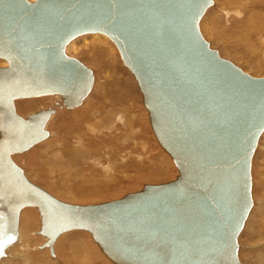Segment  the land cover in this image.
Instances as JSON below:
<instances>
[{
    "label": "water",
    "instance_id": "1",
    "mask_svg": "<svg viewBox=\"0 0 264 264\" xmlns=\"http://www.w3.org/2000/svg\"><path fill=\"white\" fill-rule=\"evenodd\" d=\"M213 0H0V259L19 215L36 208L41 249L87 232L112 264H242L238 237L253 207L251 161L264 133V76L212 49L200 21ZM100 34L131 74L174 179L103 203L59 200L13 161L46 140L56 107L91 92L93 71L66 54ZM57 95L25 117L15 100ZM47 214V215H46Z\"/></svg>",
    "mask_w": 264,
    "mask_h": 264
},
{
    "label": "rangeland",
    "instance_id": "2",
    "mask_svg": "<svg viewBox=\"0 0 264 264\" xmlns=\"http://www.w3.org/2000/svg\"><path fill=\"white\" fill-rule=\"evenodd\" d=\"M235 1L213 0V5L200 21L201 34L222 58L254 77H262L264 41L254 34V38L244 36L240 29L244 23L239 20L243 15L234 13L236 10L241 12L250 0ZM91 36L75 38L73 47L67 51V55L93 71V88L85 103L72 110L56 107L47 125L48 138L27 152L13 155V161L31 182L61 201L78 205L118 199L144 185L172 180L176 175L174 165L154 140L133 77L122 65L114 45L103 35L99 40L102 43ZM50 96L17 99L15 109L25 117L53 107L55 101ZM27 103L33 105L31 109L20 110V106ZM79 139L87 145L80 146L81 150L85 149L90 156L82 161L79 158L81 165H75L68 162L69 156L60 151L76 149L81 143ZM92 141L98 153L93 147V150L88 149ZM154 170L158 172L155 174ZM251 178L253 208L238 237V258L242 264H264V236H261L259 226L264 222V212H261L264 211V133L251 161ZM28 211L33 212L34 219L30 223L32 251L30 248L26 251L27 263L24 256L18 255L21 250L16 243L0 264H112L85 231L62 234L55 241L54 256H51L48 248L46 251L40 248L43 237L37 234L39 215L36 208L21 211L20 227H26Z\"/></svg>",
    "mask_w": 264,
    "mask_h": 264
},
{
    "label": "bare ground",
    "instance_id": "3",
    "mask_svg": "<svg viewBox=\"0 0 264 264\" xmlns=\"http://www.w3.org/2000/svg\"><path fill=\"white\" fill-rule=\"evenodd\" d=\"M233 1H235V0H233ZM236 2V1H235ZM214 3V2H213ZM246 3V2H245ZM232 4V2L229 4L228 3V5H231ZM235 5V4H234ZM244 5V4H243ZM234 8V7H233ZM235 10V8L233 9V11ZM231 10H229L228 12H230ZM264 0H250V3L246 6V7H243L242 8V10H241V12H239V10H236V11H234V13L236 14V15H239V14H242L243 15V17L242 18H240L239 20H241L243 23H244V26L243 25H240L241 26V30H242V34L244 35V36H250V37H252V38H254L253 36H252V34H254L255 36H258V37H260V38H262L263 40L262 41H264V37H263V34H264ZM224 12V11H223ZM230 13H232V12H230ZM227 14V13H226ZM241 17V16H240ZM244 18V20H242ZM199 27H200V24H199ZM90 35H92L91 37H93L94 39H96V40H98L97 42L99 43V42H101V41H99L100 40V35L99 34H90ZM97 35H99V36H97ZM104 37V36H103ZM205 39V38H204ZM96 42V43H97ZM86 43V42H85ZM102 43V42H101ZM210 44V43H209ZM262 46H263V52H262V55H263V60H264V42H262ZM73 47V40L67 45V47H66V50H65V52H66V54H67V51L68 50H70L71 48ZM210 47H211V45H210ZM212 49H214L213 47H211ZM74 49H75V47H74ZM116 49V48H115ZM216 50V49H215ZM117 51V50H116ZM219 53V52H218ZM253 53H256L255 51L253 52ZM219 55H220V53H219ZM259 55H261V53L259 54ZM221 56V55H220ZM232 62V61H231ZM260 63V62H259ZM262 65H264V64H262ZM0 66H2V67H4V66H6V63L4 62V61H2V62H0ZM258 67L259 66H261V65H257ZM93 83H94V81H93ZM92 88H93V86H92ZM92 90V89H91ZM50 97H52V99L55 101L53 104H55L56 103V101L57 100H59V98H58V96L57 95H51ZM87 99V98H86ZM86 99L83 101V103L82 104H84L85 103V101H86ZM52 101V100H51ZM43 102V101H42ZM52 104V103H51ZM33 105L32 104H29V103H27V104H25V105H23V106H20V110H24V109H27V110H29V109H31V107H32ZM58 108V107H57ZM29 114H31V113H29ZM24 117V116H23ZM52 118V117H51ZM50 118V119H51ZM49 119V120H50ZM49 122V121H48ZM47 125H48V123H47ZM47 125H46V130H47ZM91 125V124H90ZM92 130V129H91ZM106 130V129H105ZM92 134V133H91ZM101 136H103V135H101ZM79 141L81 142V143H78L79 145H78V147L76 148V149H71V150H69V151H66V148L65 149H63V150H61L60 151V153L62 154V155H67V156H69L68 157V162H71V163H73L74 162V164L75 165H81V163L82 162H80L79 160V158H81V161L82 160H86V158L88 157V155H87V151H85V149H83V150H81V148H80V146H82V145H84V146H87V145H85L82 141V139H79ZM91 141V140H90ZM90 141H89V143H90ZM94 141H92V146H90V147H88V149L90 150L91 149V147H93V146H95L94 144L95 143H93ZM122 147V146H121ZM94 148V147H93ZM93 148L91 149V150H93ZM95 150H93V151H96L97 149L96 148H94ZM88 150V151H89ZM92 151V152H93ZM126 151V150H125ZM85 152H87V153H85ZM97 153L99 152L98 150L96 151ZM56 153V152H55ZM89 153H91V152H89ZM166 155V154H165ZM90 156V155H89ZM91 157H92V154H91ZM137 157V156H136ZM168 157V156H167ZM138 158V157H137ZM169 159V158H168ZM77 160V161H76ZM66 161V163L67 164H69V166H71L70 165V163H68ZM97 161V160H96ZM168 161H170V160H168ZM78 163V164H77ZM95 163V162H94ZM173 164V163H172ZM86 165V164H85ZM98 165V164H97ZM106 169V168H105ZM156 169V168H155ZM176 170V169H175ZM155 171V174L158 172L157 170H154ZM80 175V174H79ZM150 176H154V175H150ZM176 176V175H175ZM147 178V177H146ZM175 178V177H174ZM173 178V179H174ZM251 189H252V186H251ZM253 208V207H252ZM256 208V207H255ZM259 211V210H258ZM257 211V212H258ZM261 212H264L263 210L261 211ZM22 213V212H21ZM21 213H20V215H21ZM250 213H251V211H250ZM250 213H249V215H250ZM20 215H19V224H18V236H17V240H16V242H15V244L16 243H18L19 245H17V246H19L20 248H18V249H20L21 250V252L18 254L19 256H24V258H23V260H25V259H27V256H26V251H28L29 250V248H30V245H31V238L30 237H32L31 236V221H33V219H34V217H33V212H30V211H28L27 213H26V217H27V225H26V227H24V225H23V227L21 226L20 227V224H21V222H20ZM249 215H248V217H249ZM23 218V217H22ZM248 219V218H247ZM247 221V220H246ZM26 223V222H25ZM33 224V223H32ZM259 226H261V229H262V231H261V236L263 237L264 236V222H260V224H259ZM20 227V228H19ZM256 228V227H255ZM38 232V231H37ZM255 232V231H254ZM257 232H259V231H257ZM255 234H257V233H255ZM258 235V234H257ZM61 237H62V235H61ZM42 238V237H41ZM42 241H43V243L46 241L45 240V238H43V240L41 239V243H42ZM42 243V244H43ZM15 244H13V245H11V246H9L7 249H6V251H5V257L7 258V256H8V251H9V249L12 247V246H14ZM95 244V243H94ZM41 246V245H40ZM97 247V246H96ZM239 247V246H238ZM46 249L47 248H45V251H46ZM239 249V248H238ZM30 250H31V248H30ZM77 250V249H76ZM32 251V250H31ZM75 251V250H74ZM85 252V251H84ZM76 253V252H75ZM87 253V252H86ZM86 253H85V255H86ZM96 253V252H95ZM82 254V253H81ZM10 255H12V254H10ZM79 255V254H78ZM51 256H54V254L53 255H51ZM80 256V255H79ZM4 257V258H5ZM18 258H20V257H18ZM18 258H17V260H18ZM22 258V257H21ZM3 259V258H2ZM2 259H0V260H2ZM12 260V259H11ZM15 260V259H14ZM9 261V260H8ZM83 261V260H82ZM7 262V261H6ZM11 262V261H10ZM24 262V261H23ZM31 262V261H30ZM87 262V261H86ZM25 263H27V261L25 260ZM88 263V262H87ZM86 263V264H87ZM43 264V263H42ZM82 264V263H81Z\"/></svg>",
    "mask_w": 264,
    "mask_h": 264
},
{
    "label": "snow or ice",
    "instance_id": "4",
    "mask_svg": "<svg viewBox=\"0 0 264 264\" xmlns=\"http://www.w3.org/2000/svg\"><path fill=\"white\" fill-rule=\"evenodd\" d=\"M47 215V214H46Z\"/></svg>",
    "mask_w": 264,
    "mask_h": 264
}]
</instances>
